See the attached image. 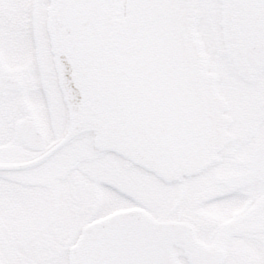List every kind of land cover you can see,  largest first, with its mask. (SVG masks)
<instances>
[{"label": "snow or ice", "instance_id": "1", "mask_svg": "<svg viewBox=\"0 0 264 264\" xmlns=\"http://www.w3.org/2000/svg\"><path fill=\"white\" fill-rule=\"evenodd\" d=\"M0 264H264V0H0Z\"/></svg>", "mask_w": 264, "mask_h": 264}]
</instances>
